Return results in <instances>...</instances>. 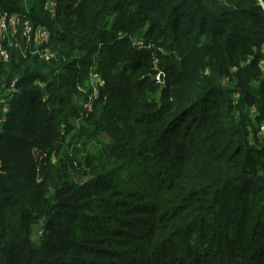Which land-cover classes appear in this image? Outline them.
Returning <instances> with one entry per match:
<instances>
[{"label":"trees","instance_id":"16d2710c","mask_svg":"<svg viewBox=\"0 0 264 264\" xmlns=\"http://www.w3.org/2000/svg\"><path fill=\"white\" fill-rule=\"evenodd\" d=\"M4 12L54 57L0 42V264H264L257 0Z\"/></svg>","mask_w":264,"mask_h":264},{"label":"built area","instance_id":"2783aa9c","mask_svg":"<svg viewBox=\"0 0 264 264\" xmlns=\"http://www.w3.org/2000/svg\"><path fill=\"white\" fill-rule=\"evenodd\" d=\"M257 2L264 10V0H257ZM19 24L22 25V34L25 37V41L30 43L34 49V53L39 54L40 57L44 58L45 60H50L54 57V54H52L47 48H41L42 44L49 40V32L39 28L35 30L34 37L30 40V34L32 31L34 32L33 27L27 19L21 20V16L19 14H8L4 12L0 16V42H2L8 36H15L17 34ZM2 53L4 57H6L4 50ZM261 66H264V64ZM95 95L96 92H94V96ZM261 130L264 131V124L261 126Z\"/></svg>","mask_w":264,"mask_h":264},{"label":"rangeland","instance_id":"374dc122","mask_svg":"<svg viewBox=\"0 0 264 264\" xmlns=\"http://www.w3.org/2000/svg\"><path fill=\"white\" fill-rule=\"evenodd\" d=\"M160 73H161V74H160ZM160 73H159V75L157 76V78H158L159 80H161V79L163 78V74H162V72H160ZM77 100H79V98H78ZM90 101H91V100H89V103L85 105V106H86L85 108L88 109V110H90V107H91V104H92V103H90ZM84 104H85V102H84ZM104 137H105L104 134H102V133L99 134V138H104Z\"/></svg>","mask_w":264,"mask_h":264}]
</instances>
